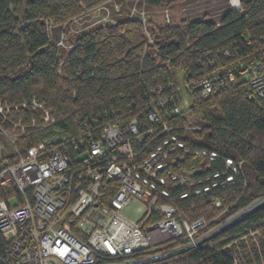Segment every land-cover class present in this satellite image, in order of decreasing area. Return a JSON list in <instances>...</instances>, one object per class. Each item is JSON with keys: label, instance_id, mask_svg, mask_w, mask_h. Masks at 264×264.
<instances>
[{"label": "built area", "instance_id": "built-area-1", "mask_svg": "<svg viewBox=\"0 0 264 264\" xmlns=\"http://www.w3.org/2000/svg\"><path fill=\"white\" fill-rule=\"evenodd\" d=\"M253 1L228 0V5L242 13ZM139 21L146 37L141 61L168 66L169 59L159 63L158 48L149 54L153 39L146 20ZM163 24L177 27L167 10ZM239 54V49L207 53L196 74L180 71L144 93L147 127L141 118L123 122L117 114L102 124L81 117L75 123L78 137L66 143L45 141L21 151L20 140L56 125L54 112L36 99L0 101V135L12 149L0 159V235L7 246L0 264H158L198 252L261 204L213 226L189 222L178 201H202L220 215L229 213L247 190V165L191 146L163 121V114L189 112L192 94L206 101L243 84L249 100L264 99V48ZM190 128L198 129L182 125L184 131Z\"/></svg>", "mask_w": 264, "mask_h": 264}, {"label": "trees", "instance_id": "trees-1", "mask_svg": "<svg viewBox=\"0 0 264 264\" xmlns=\"http://www.w3.org/2000/svg\"><path fill=\"white\" fill-rule=\"evenodd\" d=\"M100 1L104 0H0V101L36 99L52 109L57 120L53 128L18 142L21 151L45 141L66 143L77 138L75 123L81 117L98 119L102 124L117 114L123 122L141 118L147 127L144 93L148 95L154 86L173 80L180 71L196 74L204 68L202 60L207 53L239 49V55L246 57L264 48V0H254L242 6V13L225 10L218 24L185 20L176 28H161L154 41L160 52L159 63L170 60L166 67L150 58L141 61L146 37L136 19L115 24L105 20L79 38L61 60L63 47L53 41L52 32L78 15L79 4ZM126 1L158 9L166 1L175 4L183 0ZM15 9L22 11L20 18L14 14ZM129 106L132 109L127 111ZM189 112L198 117L194 124L198 129L190 132L191 140L183 137L185 113L175 117L163 114V121L176 127V133L191 146L244 160L247 165V190L244 194L239 190L230 199L235 201L241 193L242 198L229 213L263 202L221 230L198 252L189 251L158 264H262L264 99L249 100L241 84L206 101L192 94ZM177 207L189 222L204 220L212 226L219 213L202 201H178ZM6 248L0 235V255Z\"/></svg>", "mask_w": 264, "mask_h": 264}, {"label": "rangeland", "instance_id": "rangeland-1", "mask_svg": "<svg viewBox=\"0 0 264 264\" xmlns=\"http://www.w3.org/2000/svg\"><path fill=\"white\" fill-rule=\"evenodd\" d=\"M79 7L80 11L78 15L63 23L60 29H56L52 32L53 41L55 43L58 42V44L63 47L61 60H64L66 55L69 53L68 51L72 49L79 38H81L87 31L96 29L99 25H102V23L107 19L114 24L117 21L145 19L146 28L154 43V45H149L147 48L149 49V54H151L154 49H157L154 38L160 32V29L163 28L164 11H168L170 18L175 25H180L181 22L185 20H202L218 24L220 22L221 15L225 12V10L231 9L228 5V0H183L181 3L175 4H170L166 1L158 9H148L140 2L131 3L126 0H104L93 5L79 4ZM14 14L20 18L22 11L20 9H15ZM184 118V123L188 126L194 125L198 119V117L193 115L191 112L185 113ZM195 130L196 129L192 128L185 130L183 137L191 140L190 132ZM10 152H12L10 144L3 136L0 135V159L5 155L8 156ZM85 157V154H83L80 158L83 159ZM232 214L226 213L224 215H220L218 213L214 216L211 222L214 223V225L218 222L223 223L229 219ZM254 240L257 241V239ZM241 264L250 263L245 262ZM262 264H264V261Z\"/></svg>", "mask_w": 264, "mask_h": 264}]
</instances>
